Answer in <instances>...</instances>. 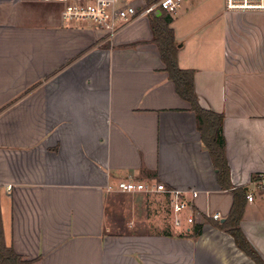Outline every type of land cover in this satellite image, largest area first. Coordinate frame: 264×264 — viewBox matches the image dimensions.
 Segmentation results:
<instances>
[{"label":"crops","instance_id":"0c3cea01","mask_svg":"<svg viewBox=\"0 0 264 264\" xmlns=\"http://www.w3.org/2000/svg\"><path fill=\"white\" fill-rule=\"evenodd\" d=\"M224 2L184 0L175 13H155L172 17L177 63L194 70L199 105L223 114L230 188L165 71L152 15L110 39L69 23L58 2L0 0L6 246L29 264H257L216 225L233 189L246 187L253 201L239 226L264 263V186L254 184L264 173V12ZM126 179L187 192L194 221L162 194L116 190Z\"/></svg>","mask_w":264,"mask_h":264},{"label":"trees","instance_id":"16d2710c","mask_svg":"<svg viewBox=\"0 0 264 264\" xmlns=\"http://www.w3.org/2000/svg\"><path fill=\"white\" fill-rule=\"evenodd\" d=\"M156 0H146L150 4ZM167 13L166 11H162ZM161 13L153 17V40L157 44L160 57L165 66L169 78L173 81L177 93L190 103L191 110L195 112L197 127L201 134V140L207 148L213 165L218 169V181L223 188H230L229 168L225 155V139L222 132L223 114L213 110L204 109L199 105L195 92L194 70L181 69L177 63L178 46L175 42L174 31L171 27L172 17ZM233 203L231 210L223 222L216 225L228 232L234 239L235 244L244 251L257 264H264L257 252L242 232L239 224L243 216L247 202V188L233 189ZM201 232V224H195L192 235ZM12 247L6 246L3 241V233L0 219V264H29Z\"/></svg>","mask_w":264,"mask_h":264},{"label":"built area","instance_id":"2783aa9c","mask_svg":"<svg viewBox=\"0 0 264 264\" xmlns=\"http://www.w3.org/2000/svg\"><path fill=\"white\" fill-rule=\"evenodd\" d=\"M45 2H58L63 5L62 16L69 20L87 21L104 29L111 39L114 34L135 18L145 15H152L157 10L175 13L184 0H156L150 4H143L141 7L130 4L128 0H39ZM227 11L238 12H264V0H225ZM258 187L264 186V173L258 174L254 179ZM120 192H145L159 193L169 199L171 209L176 214L183 213L186 209L190 211L188 222L194 221L192 203L187 197V192L169 187L164 183L149 180L146 182L126 179L116 185ZM197 192L193 191L191 197H196ZM247 201H253V194L248 192ZM213 219L219 220L220 214L214 213Z\"/></svg>","mask_w":264,"mask_h":264},{"label":"rangeland","instance_id":"374dc122","mask_svg":"<svg viewBox=\"0 0 264 264\" xmlns=\"http://www.w3.org/2000/svg\"><path fill=\"white\" fill-rule=\"evenodd\" d=\"M129 1H132V0H129ZM250 13H262V12H255V11H249ZM248 12V13H249ZM68 21H70L69 23H74V24H82V22H80V20H68ZM84 22H87V21H84ZM92 24V23H91ZM92 25H94V26H96L95 24H92ZM96 27H98V26H96ZM185 213H183V215H184Z\"/></svg>","mask_w":264,"mask_h":264},{"label":"water","instance_id":"95a60500","mask_svg":"<svg viewBox=\"0 0 264 264\" xmlns=\"http://www.w3.org/2000/svg\"><path fill=\"white\" fill-rule=\"evenodd\" d=\"M159 12H160V10H157V11H156V13H159ZM223 220H224V219H222V221H223Z\"/></svg>","mask_w":264,"mask_h":264}]
</instances>
